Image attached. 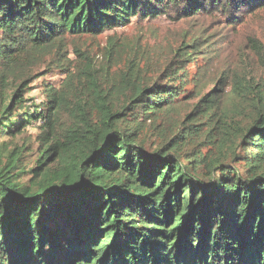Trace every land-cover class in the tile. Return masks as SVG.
<instances>
[{
  "label": "trees",
  "instance_id": "1",
  "mask_svg": "<svg viewBox=\"0 0 264 264\" xmlns=\"http://www.w3.org/2000/svg\"><path fill=\"white\" fill-rule=\"evenodd\" d=\"M246 8L264 0H0V135L41 121L44 147L36 165L21 166L17 143L0 142V264H264V84L237 78L187 105L196 39L152 78L132 45L117 78L116 41L106 68L76 47L72 70L67 54V35L97 36L134 17L173 9L176 19H234ZM46 58L67 77L38 108L25 96ZM195 77L199 96L203 75ZM71 81L78 107L61 131ZM173 115L174 134L149 150L143 122Z\"/></svg>",
  "mask_w": 264,
  "mask_h": 264
},
{
  "label": "rangeland",
  "instance_id": "2",
  "mask_svg": "<svg viewBox=\"0 0 264 264\" xmlns=\"http://www.w3.org/2000/svg\"><path fill=\"white\" fill-rule=\"evenodd\" d=\"M68 45L69 68L77 69L81 58L75 53L76 47L82 49L92 60L96 61L99 67H107L106 52L109 43L116 41L117 45L124 48L121 54L116 55L118 62L110 66V77L117 78L120 75V67L124 65L127 58L133 51L139 50L136 55L142 58L144 73L147 78L156 76L165 65L167 59L172 56L173 50L183 43L198 42L197 50L194 52V59L185 62L189 82L185 85L187 93L183 95L187 105L197 103L203 94L210 93L220 83L231 84L234 80L243 82H256L262 87L264 84V8L254 10L245 9L236 12L235 18L229 15L215 12L213 14H201L195 17L176 19L175 11L168 9L157 18L144 20L140 17L132 18L131 23L124 27L108 29L97 36H66ZM130 47V48H128ZM189 52L193 49L189 48ZM49 58L33 67L30 75V88L26 93L28 105H43L47 101L48 88L53 86L61 89L64 86L67 72L61 67L48 65ZM189 61V62H188ZM201 68V70H200ZM203 75L202 94L194 95V81L196 74ZM37 74V76H35ZM262 83V84H260ZM78 81H71L67 88L69 93L70 107L63 109L59 129L63 131L70 123V110H76L74 100L77 94L75 87ZM231 90L228 86L225 92ZM191 94V96H190ZM193 95V96H192ZM225 109L230 103L227 99L220 101ZM191 108L188 107L187 111ZM185 113V112H183ZM143 117L139 118L142 120ZM177 115L169 118L165 116L155 123L143 122V135L148 139L145 144L150 150L152 143L161 141L164 136L171 137L177 124ZM132 123L134 121L131 119ZM41 121L27 125L23 133L15 138L10 135H0V142H10V149H14L17 143L16 156L21 166L36 165L42 155L44 147L41 145ZM197 125V124H196ZM203 129L206 125L196 126ZM194 129H192L193 131ZM185 130L184 132H187ZM212 147L206 143L202 148L203 152ZM54 157H50L48 163ZM23 175V174H22ZM32 174L24 175L26 181Z\"/></svg>",
  "mask_w": 264,
  "mask_h": 264
}]
</instances>
